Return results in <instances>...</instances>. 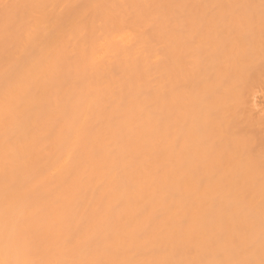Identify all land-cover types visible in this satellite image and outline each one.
Here are the masks:
<instances>
[{
  "label": "bare ground",
  "instance_id": "6f19581e",
  "mask_svg": "<svg viewBox=\"0 0 264 264\" xmlns=\"http://www.w3.org/2000/svg\"><path fill=\"white\" fill-rule=\"evenodd\" d=\"M0 264H264V0H0Z\"/></svg>",
  "mask_w": 264,
  "mask_h": 264
}]
</instances>
